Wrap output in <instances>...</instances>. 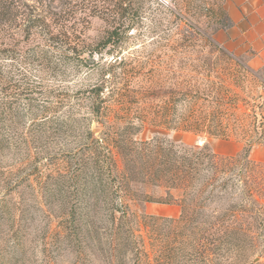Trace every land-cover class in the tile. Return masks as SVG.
Instances as JSON below:
<instances>
[{"label":"rangeland","instance_id":"1","mask_svg":"<svg viewBox=\"0 0 264 264\" xmlns=\"http://www.w3.org/2000/svg\"><path fill=\"white\" fill-rule=\"evenodd\" d=\"M124 6L138 24L120 47L93 50L100 54L90 66L21 31L10 56L0 54V264H190L187 230L171 220L181 216L180 201L158 202L166 188L144 166L141 141L158 130L157 117L173 123L198 110L195 91L216 97L228 88L236 112L264 117V71L219 41L229 24L222 0ZM107 28L91 17L82 39L93 46ZM163 132L220 155L246 145L239 135ZM253 135L250 155L264 161V135ZM214 206L217 214L228 208L214 203L206 212ZM249 221L241 248L220 264H264V226Z\"/></svg>","mask_w":264,"mask_h":264},{"label":"trees","instance_id":"2","mask_svg":"<svg viewBox=\"0 0 264 264\" xmlns=\"http://www.w3.org/2000/svg\"><path fill=\"white\" fill-rule=\"evenodd\" d=\"M124 3L125 0H0V54L10 56L14 35L21 31L28 37L39 35L47 46L72 53L78 63L90 66L98 61L94 54H100L93 50L120 47L123 36L138 24L137 19L125 15ZM91 17H99L108 25L93 46L82 39ZM70 59L68 56L65 61ZM45 62L50 63L47 59ZM94 92L98 101H102L100 86ZM201 94L190 93L198 110H189L180 121L172 123L163 116L152 121L158 130L151 138L141 141L140 157L146 168L150 166L156 186L166 188L165 198L158 202L180 201L181 216L171 220L187 230L190 264H220L230 260L234 249L241 248L240 242L249 230V219L255 216L264 226V161L250 155L255 145L253 134L259 133L263 138L264 117L236 112L238 98L228 88L221 89L216 97ZM198 99L207 101L210 108L198 104ZM95 112L100 113V109ZM149 122L144 117L141 125ZM173 128L213 137L239 135L246 145L233 155L217 154L205 143L182 147L163 132ZM237 195L243 198L240 203H234ZM214 203L228 208L224 207L220 214L215 213L218 206L206 212ZM237 207L241 215L236 212Z\"/></svg>","mask_w":264,"mask_h":264},{"label":"crops","instance_id":"3","mask_svg":"<svg viewBox=\"0 0 264 264\" xmlns=\"http://www.w3.org/2000/svg\"><path fill=\"white\" fill-rule=\"evenodd\" d=\"M222 8L229 24L219 32L220 43L246 55L252 71H264V0H222Z\"/></svg>","mask_w":264,"mask_h":264},{"label":"built area","instance_id":"4","mask_svg":"<svg viewBox=\"0 0 264 264\" xmlns=\"http://www.w3.org/2000/svg\"><path fill=\"white\" fill-rule=\"evenodd\" d=\"M161 1H163V3H165V4H168V3L172 2V0H161Z\"/></svg>","mask_w":264,"mask_h":264}]
</instances>
